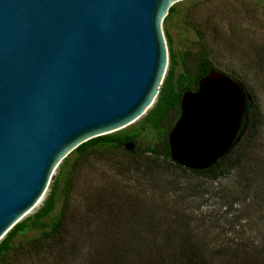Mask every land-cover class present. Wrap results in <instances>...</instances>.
I'll list each match as a JSON object with an SVG mask.
<instances>
[{"label": "water", "instance_id": "95a60500", "mask_svg": "<svg viewBox=\"0 0 264 264\" xmlns=\"http://www.w3.org/2000/svg\"><path fill=\"white\" fill-rule=\"evenodd\" d=\"M184 0H0V242L77 147L133 125L168 65L162 25ZM240 84L215 71L183 91L172 162L204 171L237 140Z\"/></svg>", "mask_w": 264, "mask_h": 264}, {"label": "rangeland", "instance_id": "374dc122", "mask_svg": "<svg viewBox=\"0 0 264 264\" xmlns=\"http://www.w3.org/2000/svg\"><path fill=\"white\" fill-rule=\"evenodd\" d=\"M173 7L162 25L168 65L159 94L143 117L122 130L135 135L130 142L119 151L98 148L114 156H93L75 175L69 197L75 220L67 247L49 251V242L40 241L43 229L27 221L0 264H136L145 254H176L186 236L208 264H264V0H184ZM211 71L240 84L246 101L257 108L256 130L246 131L245 125L229 150L242 149L237 163L215 181L190 177L188 184V177L180 179L191 189L180 192L183 199L173 198L172 190L164 198H142L132 203V218L130 211L110 225L105 208L92 207L97 198L103 196L106 205L118 195L130 198L142 187L139 174L117 166L123 153L165 151L182 92H194L200 75ZM168 102L174 106L165 113ZM157 106L164 112L160 124L158 118L147 119ZM62 180L54 209L42 221L46 231L62 207ZM51 185L52 179L42 201L22 221L39 210ZM151 212L155 218L149 225L146 215Z\"/></svg>", "mask_w": 264, "mask_h": 264}, {"label": "trees", "instance_id": "16d2710c", "mask_svg": "<svg viewBox=\"0 0 264 264\" xmlns=\"http://www.w3.org/2000/svg\"><path fill=\"white\" fill-rule=\"evenodd\" d=\"M173 10L174 7L172 6L168 11L167 16H169ZM201 57L204 58L205 56L201 54ZM173 60V55L170 52L171 63ZM205 75L206 74L202 73L199 78L204 77ZM173 106L174 103L168 102L164 112L173 108ZM164 112L161 113V108L157 106L150 112L148 116L149 118L147 119L158 118L160 124L164 117ZM258 124L259 117L256 106L254 104L250 106L246 101V109L237 138L241 136L245 125L246 131H255ZM134 137L135 135L129 132L119 131L111 135L98 137L87 141L70 153L57 168V174L52 177L50 192L43 202V205L36 213L33 214L32 217H29L15 225L0 242V258L5 252L9 250L13 239L18 234H21L25 231L27 228V221L30 222V224L38 225L39 228L43 229L40 241L49 242L47 243L49 245H46V248L49 251H63V249L67 247V239L70 237L71 233V224H73L75 220V214L69 212V197L74 186L75 175L93 156H100V158L106 159H108V156H114L112 151L107 149L105 151L98 152V148L109 146V148L114 149V151H119L121 144L130 142ZM163 146L165 151L158 152L156 150H152L148 153L149 155H146L147 153L143 151H136L132 154L123 153V161L122 163H118L117 166L124 169V172L127 174H139L141 180H143L141 184L139 183V185L142 187L130 198H122L120 195H118L114 201H109L106 205L101 204L107 202L103 196H99L97 198V201L94 203V205H92V207L96 206L100 210L105 208L106 213L109 215V217H111V220H109L110 225H113L114 221L126 217L130 211L131 214L129 216L132 218L133 214H135V212L132 213V203H137L139 200H142V198L145 200L164 198V194H167L170 192V190H172L174 194L173 198L177 200L183 199L182 195H180V192L186 189L191 191V189L188 187L186 188V183H180V179L188 177L187 183L189 184L190 177H193L191 179L202 178L210 181H215L221 177H224L229 172L230 168H232L234 164L237 163V158L240 154V151L242 150L239 149V146L232 149L227 155H225L209 169L204 171H190L172 162L169 157L167 143L165 142ZM164 172L168 174L169 178L165 177L167 174H164ZM61 178H63V187L61 189L62 207L58 216L52 223L51 229L46 231L44 230L46 225L42 221L54 209L55 195L58 191ZM144 186H147L146 190L143 189ZM146 194H149V196ZM92 210L93 209H91V211ZM146 218L149 219L148 224L150 225L153 222L155 215H153L151 212L146 215ZM163 221H165V218H163ZM178 245L180 246V250L176 254L155 255L149 253L142 256V258L136 264H208L204 256L201 255L197 249H195L194 246L196 245H194L191 239H189L187 236L186 239H181V243ZM70 248L74 247L71 245Z\"/></svg>", "mask_w": 264, "mask_h": 264}, {"label": "flooded vegetation", "instance_id": "af4514ba", "mask_svg": "<svg viewBox=\"0 0 264 264\" xmlns=\"http://www.w3.org/2000/svg\"><path fill=\"white\" fill-rule=\"evenodd\" d=\"M195 92V91H194Z\"/></svg>", "mask_w": 264, "mask_h": 264}]
</instances>
